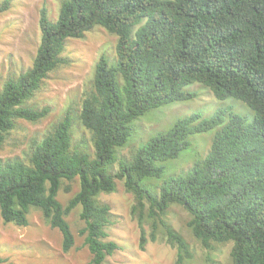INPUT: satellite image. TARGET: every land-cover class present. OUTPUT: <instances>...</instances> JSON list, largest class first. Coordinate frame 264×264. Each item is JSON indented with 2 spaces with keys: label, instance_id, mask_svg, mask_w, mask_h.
I'll return each mask as SVG.
<instances>
[{
  "label": "trees",
  "instance_id": "obj_1",
  "mask_svg": "<svg viewBox=\"0 0 264 264\" xmlns=\"http://www.w3.org/2000/svg\"><path fill=\"white\" fill-rule=\"evenodd\" d=\"M9 8L10 0L0 2V14ZM95 27L114 35L116 45L113 59L97 60L78 115L93 153L73 148L68 111L50 133L31 142L25 159H0L2 223L25 227L36 209L59 232L67 253L75 239L66 217L79 207L87 264H105L118 247L106 240L110 208L98 197L121 181L135 199L139 223L146 211L145 219L175 248V264H185L192 253L166 221L172 205L188 214L186 227L202 248L230 243L231 264H264V0H63L55 21L42 9L31 66L0 88V147L16 121L36 123L48 115V107L27 101L64 64L66 41ZM192 84L217 100L244 103L253 119L230 113L225 122L224 111L207 119L194 114L141 142L130 159L117 157L133 137L135 121L194 98L185 90ZM213 129L207 154L187 171L153 189L143 184L161 179L163 165L187 149L190 137ZM75 179L79 190L63 207L58 192ZM144 243L142 234L140 248ZM0 264L11 263L0 257Z\"/></svg>",
  "mask_w": 264,
  "mask_h": 264
},
{
  "label": "rangeland",
  "instance_id": "obj_2",
  "mask_svg": "<svg viewBox=\"0 0 264 264\" xmlns=\"http://www.w3.org/2000/svg\"><path fill=\"white\" fill-rule=\"evenodd\" d=\"M62 1L10 0L9 10L0 14V88L8 78L17 76L31 66L40 39V11L45 9L49 20L55 21ZM115 45L116 37L100 27L86 32L82 39L67 40L61 54L64 64L47 75L40 89L26 103L39 109L48 107V115L36 123L16 121L14 129L0 147V159H25L31 142L40 141L50 133L68 111L73 117V148L85 146L92 154L90 134L79 122L78 115L83 99L92 88L97 60L101 55L113 59ZM185 90L195 93V97L160 106L135 121V133L125 147L117 151V157L130 159L141 142L194 114L207 119L217 111H224L225 122L230 113L243 116L248 121L253 119V111L238 100H217L199 84H192ZM216 130L190 137L187 149L178 158L163 165L161 179L144 180L143 184L153 189L154 186L159 187L164 178L187 171L207 154ZM66 187H69L68 191ZM78 190L77 179L64 181L57 199L64 207ZM98 200L110 208L106 240L118 247L113 255L106 257L105 264H175V248L168 245L159 229H153L152 220L145 219L146 211L139 223V215L132 212L135 199L125 190L121 181H116L114 192L101 194ZM79 213L80 208L76 207L66 217L75 239L74 247L67 253L61 250L59 232L46 224L36 209L30 211L25 227L3 224L0 220V257L6 258L11 264H87L90 254L83 245L84 236L80 234L84 224ZM188 219V214L178 205L170 206L166 214V221L189 244L192 258L185 264H231V244H213L211 249L202 248L186 227ZM142 234L145 243L140 248Z\"/></svg>",
  "mask_w": 264,
  "mask_h": 264
}]
</instances>
